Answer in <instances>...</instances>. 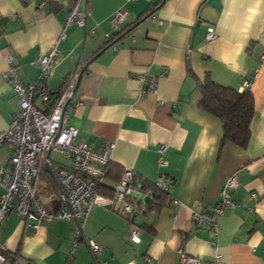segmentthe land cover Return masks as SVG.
<instances>
[{"label": "crops", "instance_id": "crops-1", "mask_svg": "<svg viewBox=\"0 0 264 264\" xmlns=\"http://www.w3.org/2000/svg\"><path fill=\"white\" fill-rule=\"evenodd\" d=\"M70 7L71 0H0V132L20 108L2 77L6 56L24 86L35 83L36 58L58 41ZM81 9L85 25L66 29L54 75L44 85L49 94L59 92L80 69L66 122L77 130L75 142L95 150L114 143L107 184L115 185L117 172L129 169L136 182H168L169 191L157 210L143 213L140 206L131 216L93 206L76 246L74 221L34 228L10 213L0 228V242L13 258L9 264L16 257L33 264H179V250L201 264L217 255L219 264H264V0H83ZM118 10L126 18L112 26L109 18ZM209 27L215 38L206 41ZM115 34L102 49L106 35ZM144 73L157 77L156 92L142 91ZM206 77L239 92L244 81L252 82L254 114L245 149L226 143L218 153L221 123L197 106L196 83ZM35 105L43 107L39 99ZM160 145L166 147L164 167L158 166ZM10 155L11 148L0 145V166ZM48 159L50 165L68 164L52 153ZM44 165L56 192L48 190L42 173L41 200L61 209L56 179ZM232 175L236 206L218 217L217 235L206 225L197 227L192 212H211ZM132 195L145 202L151 190ZM131 222L142 227L139 244L129 240ZM87 241L101 247L97 255Z\"/></svg>", "mask_w": 264, "mask_h": 264}, {"label": "built area", "instance_id": "built-area-1", "mask_svg": "<svg viewBox=\"0 0 264 264\" xmlns=\"http://www.w3.org/2000/svg\"><path fill=\"white\" fill-rule=\"evenodd\" d=\"M83 0L72 2L69 13L62 22V30L58 41L46 54H39L36 62L40 67L39 79L24 86L11 66L13 58L6 56L9 64L2 77L8 80L19 102V111L13 116L8 128L0 132V145L11 148V155L6 166H0V228L10 213H15L37 228L40 224L51 223L56 220L74 221V241L72 246L82 239L83 225L95 205L106 206L114 212L132 215L140 210L138 202L144 205L143 199L136 201L132 193L141 191L142 184L133 180V171H123L119 181L113 185L112 197L99 193V187L105 183L110 159L114 150V143H105L100 149H93L87 143H77V130L67 126L69 100L73 96L79 70L67 82L55 102L51 101L44 83L54 75L55 60L59 52V42L65 38V31L72 25L84 26L86 12L81 9ZM126 12L115 11L109 18L112 26H117L126 18ZM110 38L106 35V39ZM215 38L213 28L209 27L205 33V40ZM264 61V54L260 56ZM142 91L145 89L156 92L157 77L144 73L140 75ZM251 81H244L241 90H249ZM39 99L43 107L35 105ZM165 145L158 147V166L164 167ZM56 153L68 161L67 165H50L49 154ZM46 164L53 170L59 187L58 200L63 208L49 209L42 202L39 195L40 171ZM155 187L168 192V182H155ZM237 186L235 176L227 178L218 195L215 208L209 212H192V221L197 227L206 225L214 235L219 232L217 219L226 209L236 204L231 200L230 191ZM141 228L131 222L129 240L134 244L140 243ZM93 255H97L101 247L93 241H87ZM179 264H201L200 260L178 251ZM221 256L217 255L210 264H219ZM4 245L0 242V264H9ZM13 264H33L20 258H14ZM65 264H69L67 261Z\"/></svg>", "mask_w": 264, "mask_h": 264}, {"label": "trees", "instance_id": "trees-1", "mask_svg": "<svg viewBox=\"0 0 264 264\" xmlns=\"http://www.w3.org/2000/svg\"><path fill=\"white\" fill-rule=\"evenodd\" d=\"M74 1L75 0H71V4ZM118 36L119 34H115L112 37L110 36L102 49L111 46ZM196 85L200 93V100L197 105L198 108L206 114L218 119L221 123L222 134L218 145V153L226 143H231L239 148L245 149L250 139V122L254 114V100L251 92L249 90L239 92L230 86L217 84L209 77H206L201 82L197 81ZM64 87L65 83L59 92L49 94L52 102H55ZM42 173L47 176V179H49L48 182L50 185L47 187L48 190L50 192H56L55 185L52 183L50 177L41 170L40 175H42ZM122 174L123 172L121 174L117 172V175L114 177H117L115 179V184L119 181ZM111 176L112 172L109 165L105 181L107 178H112ZM133 180L136 181L135 175ZM141 184V191H146L148 189L151 190L149 199L144 202V205L142 206L143 213L157 210L167 197L168 192L156 188L155 184L146 185L144 182ZM99 193L107 197H112L113 186L105 182L100 185ZM137 204L139 207L141 206L140 202ZM7 257L9 260L13 259L8 255Z\"/></svg>", "mask_w": 264, "mask_h": 264}, {"label": "water", "instance_id": "water-1", "mask_svg": "<svg viewBox=\"0 0 264 264\" xmlns=\"http://www.w3.org/2000/svg\"><path fill=\"white\" fill-rule=\"evenodd\" d=\"M198 24L199 23H196V25L194 26V30H193V35H192V39H193V37H194V34H195V32H196V30H197V27H198ZM44 168H45V170L54 178V176H53V171L51 170V168L48 166V165H44ZM148 200V198H144V201L146 202Z\"/></svg>", "mask_w": 264, "mask_h": 264}, {"label": "rangeland", "instance_id": "rangeland-1", "mask_svg": "<svg viewBox=\"0 0 264 264\" xmlns=\"http://www.w3.org/2000/svg\"><path fill=\"white\" fill-rule=\"evenodd\" d=\"M52 156L53 157H55L56 159H58V158H61L58 154H56V153H52ZM73 241H74V237H73ZM65 264V263H64Z\"/></svg>", "mask_w": 264, "mask_h": 264}]
</instances>
